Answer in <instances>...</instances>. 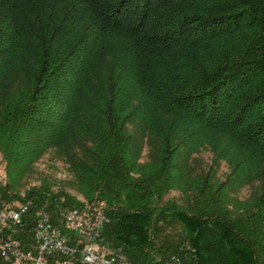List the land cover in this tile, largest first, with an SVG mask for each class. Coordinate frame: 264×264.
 Instances as JSON below:
<instances>
[{
	"label": "trees",
	"instance_id": "16d2710c",
	"mask_svg": "<svg viewBox=\"0 0 264 264\" xmlns=\"http://www.w3.org/2000/svg\"><path fill=\"white\" fill-rule=\"evenodd\" d=\"M49 152L130 264H264V0H0L6 203ZM25 196L55 224L82 206Z\"/></svg>",
	"mask_w": 264,
	"mask_h": 264
},
{
	"label": "built area",
	"instance_id": "2783aa9c",
	"mask_svg": "<svg viewBox=\"0 0 264 264\" xmlns=\"http://www.w3.org/2000/svg\"><path fill=\"white\" fill-rule=\"evenodd\" d=\"M4 184L0 168V264H130L121 248L110 247L104 239L107 216L102 203L65 210L55 224L29 198L14 206L6 203L1 197ZM23 233L32 238L21 239ZM171 262L181 264L174 256Z\"/></svg>",
	"mask_w": 264,
	"mask_h": 264
},
{
	"label": "rangeland",
	"instance_id": "374dc122",
	"mask_svg": "<svg viewBox=\"0 0 264 264\" xmlns=\"http://www.w3.org/2000/svg\"><path fill=\"white\" fill-rule=\"evenodd\" d=\"M147 148L144 149L142 160L146 161ZM212 162V154L208 151H202L192 157L191 164L194 169L207 171ZM216 176L218 179L223 180L227 173V166L223 163L219 168H216ZM46 178L51 183V189L53 192L62 191L70 196H73L82 206L89 204L84 197L73 188V177L68 169V166L59 158H57L52 152H49L42 157L34 166V174L29 177L23 187L19 190L17 196L23 200L27 198L26 191L31 187L40 186L41 180ZM249 195V189L244 188L239 194L240 199H246ZM181 194L179 191L173 190L165 196L164 201L176 200L179 201ZM104 205V203H102ZM105 206V205H104ZM106 208V206H105ZM61 209L60 214L68 210ZM60 215H58L59 217ZM59 219V218H58ZM169 238L176 239L179 234V228L173 225L168 231ZM28 238L31 239L32 235L28 234Z\"/></svg>",
	"mask_w": 264,
	"mask_h": 264
},
{
	"label": "bare ground",
	"instance_id": "6f19581e",
	"mask_svg": "<svg viewBox=\"0 0 264 264\" xmlns=\"http://www.w3.org/2000/svg\"><path fill=\"white\" fill-rule=\"evenodd\" d=\"M3 177H4V179H5V175H4V173H3Z\"/></svg>",
	"mask_w": 264,
	"mask_h": 264
}]
</instances>
